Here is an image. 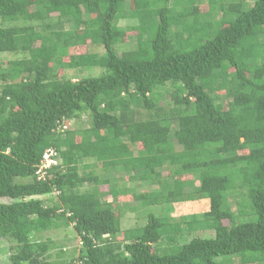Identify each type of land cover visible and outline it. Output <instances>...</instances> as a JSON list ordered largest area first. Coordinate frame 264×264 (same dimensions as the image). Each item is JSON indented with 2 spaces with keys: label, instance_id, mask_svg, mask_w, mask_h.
<instances>
[{
  "label": "trees",
  "instance_id": "trees-1",
  "mask_svg": "<svg viewBox=\"0 0 264 264\" xmlns=\"http://www.w3.org/2000/svg\"><path fill=\"white\" fill-rule=\"evenodd\" d=\"M87 41L101 49L68 53ZM3 52L22 55L0 60L11 264H264V0H0ZM126 194L152 209L120 240L106 198ZM69 225L77 254L51 257L36 234Z\"/></svg>",
  "mask_w": 264,
  "mask_h": 264
},
{
  "label": "rangeland",
  "instance_id": "rangeland-1",
  "mask_svg": "<svg viewBox=\"0 0 264 264\" xmlns=\"http://www.w3.org/2000/svg\"><path fill=\"white\" fill-rule=\"evenodd\" d=\"M204 9V8H202ZM136 20L132 19H127V20H120L119 24L120 25H127V24H135ZM135 32H128V34L124 37L125 44H121V49L126 48L129 46V43H127L128 39L127 36H133ZM36 45L33 43V46ZM101 48H96L94 45H89V41L86 42L85 45L82 46H73L68 49L69 54H79L83 53L86 50L90 51H97L100 50ZM22 55L20 54H14V53H9V52H3L0 53V60L3 63H6L8 60L11 59H19L21 58ZM67 56L64 57L65 60H67ZM58 72V77L61 76V74L64 72L61 69L57 70ZM98 69H91V70H85L83 69L82 71H78L77 74L73 77V79H78L83 76L89 75V74H94L97 73ZM165 101H162L164 103ZM226 105V102H225ZM87 125H89V119L87 115L82 116L80 119H71L68 121H65L61 125V129L64 127L66 128H84ZM138 147V146H137ZM87 162V160L85 161ZM90 162V160H89ZM94 165V164H93ZM93 169L95 173H102L103 169L98 165H94ZM191 176L190 175H185L182 177H176L174 178L175 181L178 180H187ZM105 190H107L106 186H103ZM140 189V190H139ZM139 192L147 191L148 189L145 188H139ZM45 201L46 204H48L50 201L56 200V195L55 194H50L47 196L42 197ZM107 201L111 204V207L115 209V211H119L122 209V214L120 215V234L118 239H122L123 234L122 232L126 230L127 228H131L136 226L137 224L140 225L144 222L145 220V212L146 210L144 209H152L151 205L148 203V201L144 202H139L136 201L131 194H126V195H121L117 198H112L110 195L107 196ZM9 199H0V202H9ZM125 207V208H124ZM208 209V202L207 200H194V201H188V202H183V203H177L174 205V211L172 213V216L174 217H179L181 215L193 213V212H201ZM200 234L199 232H197ZM213 234L210 236V234H207L203 236L204 238L206 237H212ZM38 240H45V241H50L52 243V247L50 250V255L51 257L57 258L58 256H61V258L69 259L72 255L77 254V250L79 247V239L78 236L75 234L72 225L69 226H61L59 228H53L48 231L38 233L35 236ZM164 240H162L163 242ZM9 240L0 238V264H11L8 256L11 253L10 245H12Z\"/></svg>",
  "mask_w": 264,
  "mask_h": 264
},
{
  "label": "built area",
  "instance_id": "built-area-1",
  "mask_svg": "<svg viewBox=\"0 0 264 264\" xmlns=\"http://www.w3.org/2000/svg\"><path fill=\"white\" fill-rule=\"evenodd\" d=\"M58 162L59 157L57 151L54 148H47L43 153L40 164L37 166L36 173L38 174V178L44 175L48 168L56 165Z\"/></svg>",
  "mask_w": 264,
  "mask_h": 264
}]
</instances>
